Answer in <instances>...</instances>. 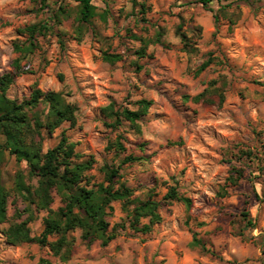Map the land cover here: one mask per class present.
I'll list each match as a JSON object with an SVG mask.
<instances>
[{
    "label": "rangeland",
    "instance_id": "374dc122",
    "mask_svg": "<svg viewBox=\"0 0 264 264\" xmlns=\"http://www.w3.org/2000/svg\"><path fill=\"white\" fill-rule=\"evenodd\" d=\"M94 2L100 12L107 10L106 20L80 21L77 0H0V77L21 56L27 70L16 76L9 98L28 100L35 87L63 92L78 107L77 122L52 133L43 129L44 151L65 131L82 159L94 156L88 172L93 182L104 180V165L119 168L116 186L124 182L133 197L159 200L163 220L148 233L127 228L107 246L88 244L80 229L70 231L67 259L49 245L10 244L0 233V264H264V0H212L208 6L201 0ZM225 5L238 13L234 25L221 12ZM35 23H47L49 30L36 35L34 51L16 53L14 44L29 39L24 28ZM142 48L146 55L140 57ZM104 51L123 58L104 61ZM201 93L206 96L196 100ZM141 99L153 103L136 124L122 119L110 126L105 106L139 109ZM37 110L45 120L47 107ZM119 137L126 150L109 149ZM128 155L141 158L124 162ZM233 167L244 171L236 185L229 181ZM0 169L11 191L2 228L28 219L32 234H41L48 211H24L27 204L16 190L19 172L26 185L36 186L38 178L9 150ZM172 186L192 199L190 208L164 199ZM61 205L54 192L51 208ZM113 205L110 227L128 220L120 202ZM195 236L206 248L192 245Z\"/></svg>",
    "mask_w": 264,
    "mask_h": 264
},
{
    "label": "trees",
    "instance_id": "16d2710c",
    "mask_svg": "<svg viewBox=\"0 0 264 264\" xmlns=\"http://www.w3.org/2000/svg\"><path fill=\"white\" fill-rule=\"evenodd\" d=\"M78 19L82 22H90L99 16L103 20L107 19L108 12L99 11L95 0H77ZM212 0H201L208 6ZM230 5L222 7L221 12L228 18L231 25H234L238 13L227 11ZM239 6L237 5L236 9ZM235 9V10H236ZM141 10L145 13L146 4L141 3ZM219 20V15H216ZM49 30L47 23H35L28 25L24 31L29 34V39L25 42H16L14 51L26 54L34 51L36 47V35ZM182 41L186 46L191 45L189 37L185 33H180ZM140 57L146 55V49L138 51ZM123 58L119 52L104 51L102 59L115 63ZM22 57L17 56L13 61V70L0 77V137L4 136L5 141H0V160L4 151L9 150L16 156L18 162H26L29 174L38 178L36 186L26 185L21 172L16 177V190L26 202L24 211L33 212L35 208L47 210L48 214L44 219V229L39 235H33L28 219L10 223L3 229L2 224L9 220L8 202L11 191L4 185L0 169V233H3L7 242L13 245L36 242L40 245H49L54 255L62 258H69L73 246V238L69 237V232L80 229L82 238L91 244L100 240L101 244L107 246L116 239L122 231L130 228L134 232L148 233L153 230V226L160 223L163 217L160 212L161 202L153 198L140 200L133 197L134 189L124 182H118L120 177L119 168L111 165H104L101 170L104 172V180L98 183L93 182V175L88 173L95 166L96 160L93 155L82 159L83 154L76 151V142L72 141L65 131L62 132L60 140L52 148L44 151L43 129L52 133L64 123L74 126L77 122V105L66 100L61 91H43L35 87L31 97L23 102H18L7 96V91L14 83L16 76L25 73L21 64ZM208 66L204 63L199 70ZM206 93H201L195 97L196 100L204 98ZM139 109L116 108L114 102L103 108V112L111 119L110 126L115 127L121 124L122 119L136 124L137 120L146 114L152 105L149 99L138 101ZM40 105H45L48 109L46 119L41 118L38 110ZM34 111L33 113H30ZM34 120V121H33ZM109 149L125 151L126 146L121 137L110 142ZM141 157L128 155L124 162L136 161ZM234 174L229 177L231 184L236 185L244 176V171L233 167ZM54 192L60 196L62 205L58 209L51 208L54 201ZM165 200L183 201L188 208L193 201L190 197L181 194L176 186H172L164 196ZM119 201L121 207L127 212L128 220L115 223L112 227L108 219L114 212L113 202ZM22 212L17 211V216L21 217ZM248 224L253 221L248 212ZM147 219V221H143ZM58 236L55 240H50L51 236ZM194 246L206 248L205 242L194 237ZM45 260L41 259V264Z\"/></svg>",
    "mask_w": 264,
    "mask_h": 264
}]
</instances>
